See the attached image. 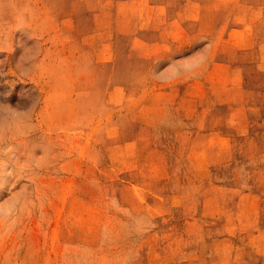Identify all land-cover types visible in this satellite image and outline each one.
<instances>
[{
  "label": "rangeland",
  "instance_id": "1",
  "mask_svg": "<svg viewBox=\"0 0 264 264\" xmlns=\"http://www.w3.org/2000/svg\"><path fill=\"white\" fill-rule=\"evenodd\" d=\"M0 264H264V0H0Z\"/></svg>",
  "mask_w": 264,
  "mask_h": 264
}]
</instances>
